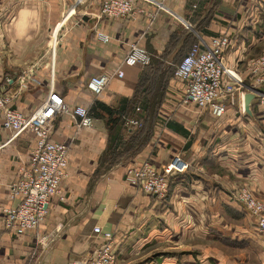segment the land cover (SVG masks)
<instances>
[{
	"label": "crops",
	"instance_id": "1",
	"mask_svg": "<svg viewBox=\"0 0 264 264\" xmlns=\"http://www.w3.org/2000/svg\"><path fill=\"white\" fill-rule=\"evenodd\" d=\"M134 1L143 9L135 19L99 16L100 0H0V89L12 107L32 111L52 82L70 106L97 100L123 120L109 131L105 110L88 128L77 127L69 114L56 115L51 137L69 146L65 198L54 197L39 224L22 233L5 228L0 212L2 264H67L91 254L100 241L94 225L113 231L115 264H264V235L233 198L246 186L264 201V119L257 99L247 112L236 93L223 115L198 114L181 104L185 83L171 74L147 115L140 103L125 102L140 76L154 71L124 62L134 41L169 65L190 48L189 36L196 41L195 30L206 39L229 34L224 61L244 76L247 57L264 49V0ZM100 30L107 41L97 38ZM102 73L108 82L93 95L86 81ZM135 117L143 124L136 135L129 131ZM110 134L120 141L111 157L119 161L107 168ZM10 135L0 129L2 206L16 204L8 185L35 142L30 131L7 141ZM174 155L188 166L169 177L165 196L126 179V166L148 160L161 169Z\"/></svg>",
	"mask_w": 264,
	"mask_h": 264
},
{
	"label": "built area",
	"instance_id": "2",
	"mask_svg": "<svg viewBox=\"0 0 264 264\" xmlns=\"http://www.w3.org/2000/svg\"><path fill=\"white\" fill-rule=\"evenodd\" d=\"M100 2L99 16L135 19L143 10L134 0ZM189 28L191 29L190 26ZM193 31L196 41L181 56L173 70V75L185 83L181 104H191L197 110H207L212 116L219 117L227 110L228 99L236 93L243 96L246 91H253L264 119V49L246 59V75L242 76L224 61L232 43L229 34H216L206 39L197 31ZM96 34L102 41L109 39V35L101 30L96 31ZM128 48L124 57L126 64H149L151 54L146 48L134 41ZM233 72L235 75L231 74ZM107 80L108 75L105 73L94 74L87 79L86 85L93 95H99ZM50 83L47 94L38 106L28 113L12 107L9 97L0 89V129L11 132L7 141L24 131H30L35 136L34 148L28 159L8 185L9 196L17 198L16 204L0 205L4 227L15 233L35 228L47 214L51 200L54 197L60 200L65 198L61 192V183L67 174L69 146L66 141L51 137L56 115L69 114L75 119L77 127L88 128L93 123L88 106H70L67 100L54 90L53 83ZM129 123L134 127L140 125L136 117L130 119ZM187 166V161L179 155H174L161 169L152 167L148 160H142L126 166L125 176L134 187L152 195L165 196L169 177L185 171ZM233 198L242 204L249 214L255 216L257 232L264 234V201L253 196L245 187H240ZM93 232L100 241L92 253L76 256L67 264H115L113 231H105L99 225H94Z\"/></svg>",
	"mask_w": 264,
	"mask_h": 264
},
{
	"label": "trees",
	"instance_id": "3",
	"mask_svg": "<svg viewBox=\"0 0 264 264\" xmlns=\"http://www.w3.org/2000/svg\"><path fill=\"white\" fill-rule=\"evenodd\" d=\"M166 65V64H165ZM165 65L162 61L160 60H157V59H152L148 65H145L146 68H151L155 73H159V74H162L163 71L165 70ZM150 75L147 76V77H143V75L140 76V81L137 85V87L135 88L134 90V93L131 95L132 97L128 98V100L125 102V103H131V104H135V102H138L140 103V105L143 106V110L144 111H147L146 114L147 115H150L153 108H154V105H152V101H154L155 99H153L151 97L150 92H149V86H148V83L151 82V80H153V75ZM147 82V83H146ZM162 97V96H161ZM150 99V100H149ZM160 99V97L158 98ZM150 101V102H147V101ZM146 101V102H145ZM145 103V105H143ZM105 110V112H107L108 114L103 116L101 115V113H99L100 111H103ZM88 111L89 113L92 114V116H103L104 117V120H105V125L107 126V129H109V131H111V128L113 126V123L114 122H118V123H121V121L123 122L122 118H121V114H119L117 111V109H110L109 107H107L104 103L102 104L101 102L99 101H93L89 106H88ZM114 113H118V116H113ZM112 123V124H111ZM142 122L140 123V125H137L131 129H129L130 132H132L134 135L138 134L141 129H142ZM148 126V123H145L144 124V127H147ZM120 141L119 139H116L114 138L113 136H109V141H108V146L106 148V151H107V160L105 165L107 168L112 166V164L114 163V161L118 160V159H113L111 160L112 158V155H114V152L116 150V148L118 147ZM123 156V155H122ZM121 158V156H120ZM119 158V159H120ZM105 169V168H104ZM103 169V170H104Z\"/></svg>",
	"mask_w": 264,
	"mask_h": 264
},
{
	"label": "rangeland",
	"instance_id": "4",
	"mask_svg": "<svg viewBox=\"0 0 264 264\" xmlns=\"http://www.w3.org/2000/svg\"><path fill=\"white\" fill-rule=\"evenodd\" d=\"M261 15H263V14H261ZM261 17V16H260ZM264 17V16H263ZM187 41H188V44L189 45H191L192 43H194V39H192V37H188L187 38ZM256 53H257V51H256ZM151 54V53H150ZM183 55V54H182ZM181 55V56H182ZM181 56L180 55H176V56H174L172 59H171V61L169 62L170 64L169 65H165V70L163 71V73L162 74H157V73H155L154 75H153V80H151V82L150 83H148V86H149V92H150V94L149 95H151V97L153 98V99H157V98H159V97H161L162 95V91H163V89H164V86H165V83H164V77H166L167 75H173V70H174V66H175V64L181 59ZM248 58V57H247ZM152 59H150V61H151ZM245 67V66H244ZM243 67V68H244ZM243 68H242V70H243ZM174 76V75H173ZM174 78H175V76H174ZM147 83V82H146ZM193 110H195V112L196 113H201L202 111H200V110H197L196 108H194ZM121 159V158H120ZM119 160H116V161H114V163L112 164V165H114V164H116L117 162H118ZM242 187H245L246 189H247V191L248 192H250L251 194H252V192H251V190H250V188H247L246 186H242ZM239 190H240V188H239ZM238 190V191H239ZM253 195V194H252ZM254 196V195H253ZM257 198V197H256ZM259 199V198H258ZM259 200H261V199H259ZM250 216H252V218H255V216L253 215V214H250ZM256 222V221H255ZM257 230V229H256ZM264 235V234H263Z\"/></svg>",
	"mask_w": 264,
	"mask_h": 264
},
{
	"label": "water",
	"instance_id": "5",
	"mask_svg": "<svg viewBox=\"0 0 264 264\" xmlns=\"http://www.w3.org/2000/svg\"><path fill=\"white\" fill-rule=\"evenodd\" d=\"M256 93L253 91H246V93L243 94V108L245 111L249 112V103L252 99L255 98Z\"/></svg>",
	"mask_w": 264,
	"mask_h": 264
}]
</instances>
